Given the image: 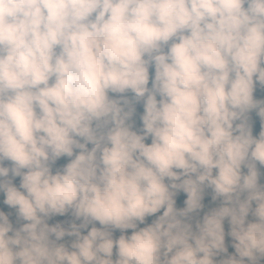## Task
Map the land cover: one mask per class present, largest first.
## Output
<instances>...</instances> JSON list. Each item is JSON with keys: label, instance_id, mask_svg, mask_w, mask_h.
I'll return each instance as SVG.
<instances>
[{"label": "clouds", "instance_id": "9594fccd", "mask_svg": "<svg viewBox=\"0 0 264 264\" xmlns=\"http://www.w3.org/2000/svg\"><path fill=\"white\" fill-rule=\"evenodd\" d=\"M0 264H264V0H0Z\"/></svg>", "mask_w": 264, "mask_h": 264}, {"label": "trees", "instance_id": "16d2710c", "mask_svg": "<svg viewBox=\"0 0 264 264\" xmlns=\"http://www.w3.org/2000/svg\"><path fill=\"white\" fill-rule=\"evenodd\" d=\"M258 95L259 94L257 93V96ZM137 107H138V111H142V108H140L139 106H137ZM257 131H258V124H257ZM182 199H183V196L180 197V200L178 201V204L180 203V201H182ZM205 204L208 205V198L205 199ZM226 229H227V225H226ZM230 251H231V249H230Z\"/></svg>", "mask_w": 264, "mask_h": 264}]
</instances>
